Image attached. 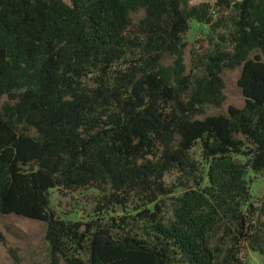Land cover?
Segmentation results:
<instances>
[{"label": "trees", "instance_id": "obj_1", "mask_svg": "<svg viewBox=\"0 0 264 264\" xmlns=\"http://www.w3.org/2000/svg\"><path fill=\"white\" fill-rule=\"evenodd\" d=\"M217 1L224 35L187 69L192 23L215 32L208 4L0 0V217L44 223L52 264L264 256L249 187L264 175V0ZM236 68L244 105L205 115ZM52 190L97 191L105 216L60 219Z\"/></svg>", "mask_w": 264, "mask_h": 264}, {"label": "rangeland", "instance_id": "obj_2", "mask_svg": "<svg viewBox=\"0 0 264 264\" xmlns=\"http://www.w3.org/2000/svg\"><path fill=\"white\" fill-rule=\"evenodd\" d=\"M189 6L208 4L213 18L212 28L207 25L192 23L186 34L183 61L190 68L194 55L208 53L215 44H220L219 36L224 35L226 10L218 6L217 0H186ZM237 1V0H236ZM171 63V58L165 60ZM239 69H225L222 73L225 88V101L220 108L206 107L205 115L225 114L228 106L241 108L244 98L236 82ZM6 97H0V106L6 103ZM200 118H203L201 116ZM250 194L252 201L264 217V175L250 174ZM101 194L91 190L83 193L65 194L58 190L50 192V206L60 219L87 222L105 216L100 211ZM101 212V213H100ZM113 215L116 213L112 210ZM45 224L14 215L0 217V264H52L51 250L46 239ZM16 258V259H15ZM59 264H63L60 262ZM242 264H264V256L248 247L242 253Z\"/></svg>", "mask_w": 264, "mask_h": 264}]
</instances>
